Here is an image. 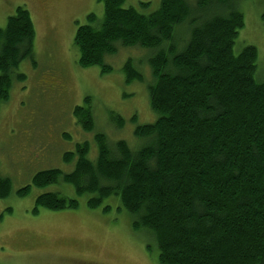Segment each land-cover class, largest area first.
Returning a JSON list of instances; mask_svg holds the SVG:
<instances>
[{"label": "trees", "instance_id": "16d2710c", "mask_svg": "<svg viewBox=\"0 0 264 264\" xmlns=\"http://www.w3.org/2000/svg\"><path fill=\"white\" fill-rule=\"evenodd\" d=\"M100 1L102 22L90 13L76 31L79 64L110 72L105 56L117 52L116 42L156 49L148 90L157 120L136 127L147 145L132 150L124 140L110 145L97 134L96 160L82 142L63 156L67 163L77 159L71 172L40 170L31 184L66 182L80 196H92L91 208L118 196L134 227L156 241L160 264H264V80L255 77L256 46L233 50L245 25L243 11L236 0H161L150 14L124 7L126 0ZM17 8L0 27V104L10 99L15 78L26 79L16 72L23 60L34 62L37 29L28 8ZM123 69L128 83L144 81L133 59ZM84 103L73 114L92 131V97ZM31 184L18 194H29ZM11 189V179L0 175V198ZM35 204V213L40 206H79L53 191Z\"/></svg>", "mask_w": 264, "mask_h": 264}, {"label": "rangeland", "instance_id": "374dc122", "mask_svg": "<svg viewBox=\"0 0 264 264\" xmlns=\"http://www.w3.org/2000/svg\"><path fill=\"white\" fill-rule=\"evenodd\" d=\"M161 0H126L150 14ZM244 13L245 25L235 40L234 53L248 45L257 48L256 80H264V0H236ZM24 6L30 11L37 34L34 57L26 58L16 72L25 73L24 81L15 78L10 99L0 104V175L9 177L12 189L0 198L1 264H160L156 241L144 228L134 227V217L121 206L119 197H109L100 206H89L90 194L80 196L66 182L47 187L32 185L40 170L59 168L71 172L77 161L67 163L66 152L88 142V158L97 159V134H104L112 145L124 140L132 150L147 145L148 139L134 132L138 125L155 123L148 86L155 80L149 58L156 49L124 46L106 55L111 71L99 66L83 68L75 44L79 25L87 24L93 13L98 24L104 18L105 4L100 0H0V27ZM185 36V35H184ZM178 49L184 44L176 38ZM168 47V45L166 44ZM166 47V48H167ZM133 59L144 81L128 83L124 64ZM92 97L94 128L84 129L73 114L77 106ZM120 115L124 122L113 116ZM28 184L29 194L18 191ZM61 192L75 198L78 207L62 210L39 208L36 199L44 192ZM106 206H110L105 209Z\"/></svg>", "mask_w": 264, "mask_h": 264}, {"label": "flooded vegetation", "instance_id": "af4514ba", "mask_svg": "<svg viewBox=\"0 0 264 264\" xmlns=\"http://www.w3.org/2000/svg\"><path fill=\"white\" fill-rule=\"evenodd\" d=\"M45 2H46V3H48V2H49V0H45Z\"/></svg>", "mask_w": 264, "mask_h": 264}]
</instances>
